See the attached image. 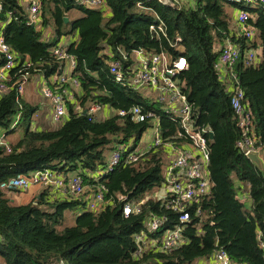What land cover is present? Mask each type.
Here are the masks:
<instances>
[{
    "label": "trees",
    "instance_id": "16d2710c",
    "mask_svg": "<svg viewBox=\"0 0 264 264\" xmlns=\"http://www.w3.org/2000/svg\"><path fill=\"white\" fill-rule=\"evenodd\" d=\"M105 3L108 15L78 0H40L41 25L37 27L27 22L19 0H0V32L17 57L10 72L25 70L28 61L31 74L48 77L58 64L52 47L63 33L75 34L66 50L75 58L71 75L79 82V91H73L74 99L67 102V117L49 128L29 126L36 106L18 95L15 87L0 95V127L7 128L17 111L16 126L26 123L8 147L0 146V182L17 173L52 167L79 172L85 185L76 197L44 187L24 203L12 202L8 191L0 188V258L5 264H57L60 259L66 264H194L221 247L236 264H264V166L237 146L241 128L228 91L233 82L242 88V102L252 115L255 145L264 155V2L184 0L177 7L159 0ZM72 9L80 10V16L71 19ZM235 10L247 12L246 23L254 30L251 37L239 32ZM157 21H162L164 32L150 28ZM47 26L52 31L44 34ZM176 34L182 37L181 52L169 46ZM226 40L239 48V56L223 74L216 63ZM250 48L255 49V56L246 62L245 52ZM134 49L149 53L165 49L186 56L181 88L193 105L195 123L211 128L208 190L187 207L190 219L183 223L177 211L153 195L164 180L162 146L135 162L124 157L95 177L106 166L115 144L132 141L126 155L149 124L114 112L104 118L83 113L91 103L112 111L135 104L149 106V97L115 81L108 69L112 57L127 67L129 57L123 53L129 55ZM156 110L163 135L176 133V120L159 107ZM100 182L106 187L107 203L98 210L89 209L87 195ZM245 189L249 206L239 196ZM119 195L126 198L119 199ZM142 197L146 199L138 212L123 214L125 201L134 205ZM67 210H73L74 223L59 230L56 225ZM152 215L163 217L155 231L148 229ZM177 226L184 241L168 251L158 249L165 233ZM140 231L149 245L137 252L135 234Z\"/></svg>",
    "mask_w": 264,
    "mask_h": 264
},
{
    "label": "built area",
    "instance_id": "2783aa9c",
    "mask_svg": "<svg viewBox=\"0 0 264 264\" xmlns=\"http://www.w3.org/2000/svg\"><path fill=\"white\" fill-rule=\"evenodd\" d=\"M24 1L26 18L28 23L40 27V0H19ZM86 6L100 8L104 14L108 15L109 9L105 0H78ZM162 3L179 6L184 0H159ZM254 0H245L246 3H253ZM264 2V0H258ZM22 6V5H21ZM1 8V4H0ZM11 13L9 12L8 15ZM247 12L238 10L235 21L241 34L251 37L254 34L253 28L246 23ZM150 28L164 32L162 21L151 23ZM169 46L175 50L182 51L184 45L182 37L176 34L174 39L169 42ZM52 51L58 60L54 73L45 77V84L41 88L42 95L48 99L50 105V117L54 126L60 124L67 117V102L74 99L75 90L79 91V82L72 77L71 73L76 65L75 58L67 52L66 43L58 42L52 47ZM123 52V51H122ZM255 55V49L250 48L245 52V59L251 61ZM239 56V48L226 40L220 47L216 68L223 71L230 66ZM124 58L129 57V65L124 66L118 58L108 60V69L113 75L114 80L136 88L143 95L149 97V106L135 104L125 109L112 111L119 116H128L136 122L146 121L149 124L143 130V134L149 131V135L143 143L136 145L124 154V151L132 145V141L125 144H115V148L110 151L105 167H102L95 177L99 178L105 172L111 170L122 158L129 162L138 161L146 152L162 146L165 165L163 167V182L161 186L153 191V195L161 198L166 207L178 212L180 223L189 221L188 206L197 200L207 190L209 185V125L200 126L195 123V110L192 103L188 100L187 94L182 90L184 81L180 77V72L188 66L187 58L183 53L172 54L168 50L161 49L158 52H145L143 49H134L129 55L123 53ZM17 57L10 45L3 39L0 32V95L5 93L10 87H15L18 95H22L24 86L33 74L30 73L26 61V69H18L11 73L10 70L16 65ZM230 92V103L237 115L238 124L241 128V137L237 141V146L246 155L255 154L260 161V167L264 166V155L260 148L255 145L256 137L252 115L242 102L243 90L237 82L228 86ZM160 111L167 114L171 119L176 120L178 127L176 133L163 135L161 129ZM104 108L99 103L89 104L88 112L90 115L98 116ZM20 119V111H17L6 129L13 128ZM141 135V136H142ZM9 142L0 138V146L8 147ZM37 185L56 191L61 195L78 196L85 189L83 177L79 172L69 173L57 168L43 167L35 168L28 174L17 173L0 182V188L4 191L27 190L30 186ZM105 185L100 182L94 191L90 192L86 198V206L92 210H98L105 206ZM246 190V189H245ZM239 193L249 206L248 189ZM119 195V199H125ZM146 197L140 198L134 205L129 201L122 204L124 215L140 210L141 204ZM163 222V217L152 215L148 219V229L155 231ZM180 226L175 227L165 233L158 249L168 251L174 246L184 241L181 236ZM138 243L137 252L142 251L149 245L146 240L145 232L140 231L135 234ZM57 264H66L60 259ZM194 264H236L228 256L227 252L219 247L207 257L197 259Z\"/></svg>",
    "mask_w": 264,
    "mask_h": 264
},
{
    "label": "crops",
    "instance_id": "0c3cea01",
    "mask_svg": "<svg viewBox=\"0 0 264 264\" xmlns=\"http://www.w3.org/2000/svg\"><path fill=\"white\" fill-rule=\"evenodd\" d=\"M21 2H22V4H21L22 8L24 9V7H23L24 1H21ZM236 12H237V10H235L233 12L234 17L236 15ZM75 38H76V35L71 34V35H69V39L63 43H67L71 40H74ZM44 84H45V77L42 76L41 74H34L27 81L26 85L24 86L23 94L21 95L24 100H26L29 103H33L36 106L32 116L41 117V120L39 121V123L35 124V128H37V129L49 128V127H47V121L49 120V122L50 121L52 122L51 117H50L49 101L47 98H45L42 95V92H41V88H43ZM33 100H34V102H32ZM110 110L111 109L109 107L104 106V108L98 113L99 118H104V117L111 115L112 113L110 112ZM7 130L8 129H6L5 127L2 128V131L0 132V138L1 139H3V137L6 135ZM109 154H110V152H109ZM109 154H108V157H109ZM108 157H107V159H108ZM68 172L73 173L75 171H68ZM42 189H43V187H41V186H37V185L30 186L27 190H24V191H26V196H25V198L22 199L23 200L22 202L24 203V202L31 200L40 191H42ZM22 202H19V203H22ZM194 263H197V260ZM0 264H5V263L4 262L2 263V261L0 259Z\"/></svg>",
    "mask_w": 264,
    "mask_h": 264
},
{
    "label": "rangeland",
    "instance_id": "374dc122",
    "mask_svg": "<svg viewBox=\"0 0 264 264\" xmlns=\"http://www.w3.org/2000/svg\"><path fill=\"white\" fill-rule=\"evenodd\" d=\"M80 14H81V11L78 10V9H72L71 11H69V17L71 19H74V18L80 16ZM50 30H51V27H49V26L44 27V29H43L44 34L50 33ZM44 37H45V35H44ZM68 39H69V35L67 33H63L60 36L59 41L66 42ZM32 102H34V100ZM31 104L34 105L33 103H31ZM110 112L112 113V110H110ZM40 120H41V117L32 116L30 118V120H29V126L31 128H35V124L36 123L38 124ZM25 124L26 123H20L18 126L15 127V129L12 132L6 133V135L3 137V140L8 141V142L14 141L22 133ZM53 126H54V124L51 121L49 122V120H48L47 121V127H53ZM2 128L3 127H0V132L2 131ZM148 135H149V131H147L145 134L140 136L139 139L136 141L137 144H138V142L143 143L146 140L145 137L148 136ZM7 196L12 200V202L19 203V202L23 201L22 200L23 198H25L26 191L10 190V191L7 192ZM72 213H73V210H67L65 212V215H64L63 220L61 221V223L56 225L57 229L60 230L64 226L71 225V224L74 223V213L73 214ZM0 259H1L2 263H3L4 260L2 258H0Z\"/></svg>",
    "mask_w": 264,
    "mask_h": 264
},
{
    "label": "water",
    "instance_id": "95a60500",
    "mask_svg": "<svg viewBox=\"0 0 264 264\" xmlns=\"http://www.w3.org/2000/svg\"><path fill=\"white\" fill-rule=\"evenodd\" d=\"M64 20L67 21L68 17L64 16ZM30 24L33 25V23H30ZM85 112H86V109H83V113H85ZM210 136H212V133H210ZM248 157H250L252 160H254L257 165H260V161L258 160V158L255 154H250V155H248Z\"/></svg>",
    "mask_w": 264,
    "mask_h": 264
}]
</instances>
